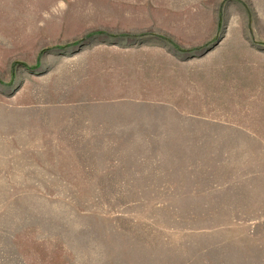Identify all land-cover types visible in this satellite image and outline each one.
Returning <instances> with one entry per match:
<instances>
[{"label": "rangeland", "instance_id": "1", "mask_svg": "<svg viewBox=\"0 0 264 264\" xmlns=\"http://www.w3.org/2000/svg\"><path fill=\"white\" fill-rule=\"evenodd\" d=\"M215 56L264 71V0H0V264H264V79Z\"/></svg>", "mask_w": 264, "mask_h": 264}, {"label": "crops", "instance_id": "2", "mask_svg": "<svg viewBox=\"0 0 264 264\" xmlns=\"http://www.w3.org/2000/svg\"><path fill=\"white\" fill-rule=\"evenodd\" d=\"M249 54H252V53L249 52ZM234 56L238 57L239 54L235 53ZM205 59H210V61H207L205 63L203 62V64L201 65L202 68H204L206 70V73L202 74L201 77H199L198 79H213V78L214 79H223V77L225 75L224 69L229 70L231 72V74L229 75V76H231V78H229V79H255V77H256V79H264V71L254 72L251 68H249L251 62H248V60L244 59L242 61V63H244V66H240L239 64H241V63L239 61H236L237 67L239 69L241 68L242 70L241 71H235V65L229 66L227 64V61H224V62H223V60L220 61L217 58V56H215L214 58H205ZM253 61H254V59H253ZM254 62H256V61H254ZM261 62L263 63L262 66L264 68V60H261ZM229 67H230V69H228ZM210 68H212V69H210ZM210 73H214V75L211 77Z\"/></svg>", "mask_w": 264, "mask_h": 264}]
</instances>
